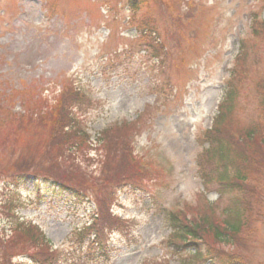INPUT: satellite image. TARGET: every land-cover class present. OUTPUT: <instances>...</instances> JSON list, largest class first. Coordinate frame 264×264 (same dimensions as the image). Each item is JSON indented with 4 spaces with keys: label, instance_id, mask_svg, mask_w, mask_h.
I'll return each instance as SVG.
<instances>
[{
    "label": "rangeland",
    "instance_id": "rangeland-1",
    "mask_svg": "<svg viewBox=\"0 0 264 264\" xmlns=\"http://www.w3.org/2000/svg\"><path fill=\"white\" fill-rule=\"evenodd\" d=\"M263 7L264 0H0V264H30L10 257L28 249V256L49 259L53 247L61 249V264H163V257L207 264L213 255L264 264V162L215 200L217 180L204 189L199 174L201 163L208 167L204 154L214 159L212 169L221 167L197 139L219 127L214 121L209 129L229 74L236 95L220 135H240L262 117ZM154 40L158 47L150 46ZM73 87L86 94L79 107ZM66 90L57 114L77 119L73 129L23 114L25 101L49 110ZM111 127L113 135L100 142ZM254 140L263 151L260 135L248 145ZM71 143L79 148L69 150ZM22 173L53 177L80 199L69 201L44 178L38 197L35 180L23 181ZM122 174L136 183L126 184ZM233 196L251 212L246 229L224 241L201 234V258L170 252L167 211L189 206L221 218ZM92 207L110 243L107 261L69 238L72 228L90 222ZM10 211L17 218H6ZM26 222L51 244L33 238ZM35 244L41 252L31 250Z\"/></svg>",
    "mask_w": 264,
    "mask_h": 264
},
{
    "label": "trees",
    "instance_id": "trees-1",
    "mask_svg": "<svg viewBox=\"0 0 264 264\" xmlns=\"http://www.w3.org/2000/svg\"><path fill=\"white\" fill-rule=\"evenodd\" d=\"M138 2H133L132 7L136 8L138 6ZM136 28L139 29V21L134 25ZM147 31V30H145ZM159 42L157 40H154L150 46L152 47H158ZM243 50L245 48V45L242 46ZM243 50L240 54V56L243 54ZM260 90L264 92V83H260L258 85ZM67 93V90L64 92L59 93L57 100L58 104L55 106H52L49 108V110H46V107L42 110V107L40 104L37 103H31L28 107L27 101L24 102L26 104V111L23 112V114H38V117L40 118L41 123L45 122L47 120H50L49 118H52L54 123L59 127H66L73 129V126L71 123L74 122V120L80 125V122L71 116V114H61L59 116L57 114L58 109L62 103V99ZM72 97L73 101L77 104L79 107V104L82 103L84 95L76 88H72L69 92ZM236 95L233 86L228 81L225 96L222 99V102L219 105L220 114L215 117V121L219 122V127L216 126V132L209 137L207 134V140L208 146L206 148V151L210 153V156H214L215 159H217L218 164L220 165L221 169L214 170L210 167L211 163L213 162V158H208L206 154H204L203 162L207 164V169L203 166V163H201V169H200V177L202 178V181L204 185H207L208 182L211 180V178H214L218 182V188L220 192V196L222 194V191L226 188L230 187H240L243 186L246 183L247 175L249 167L253 164H260L264 162V101L262 102L263 105H261V115L262 117L260 120L251 126L246 127L243 132L240 135L237 136H230L224 137L220 135V131L223 128L222 122L225 121V117L227 116L230 108V103L233 100L234 96ZM28 110V111H27ZM57 118V119H56ZM74 118V120H73ZM224 125V123H223ZM215 126V125H214ZM80 135L82 136H89L85 130L80 129L78 131ZM107 135H113L112 134V127L109 128L107 131L104 132L103 136L100 138V142L103 141V138ZM255 135H260L261 137V143H262V149L263 151H260L257 147L260 145L258 140H254L251 145H248V141H250ZM227 141V142H226ZM79 148V146L74 145V143H71L68 146V149L71 150V148ZM119 147V146H118ZM111 151H107L109 153ZM229 167L233 168V171L231 172V179L228 180V176H226L227 169ZM253 168V166H252ZM23 179H26V176H22ZM118 177L122 180H124L129 184H135L137 180L130 178L129 175L122 174L118 175ZM53 178V177H51ZM55 179V178H54ZM55 182L59 183L58 185L61 190H67L70 194H75L76 196L79 195V192L75 189H71L70 187H67L63 183H61L59 180L55 179ZM114 184H116V180L114 181ZM242 200H244L241 197L235 198L232 197L229 204H226L223 209L221 210L219 216L221 218H217L215 214L210 209H205V214H201V212H195L194 208L192 207H186L184 211H180L178 213L172 214L168 213V224L170 225V235L168 237V243L172 246V250L176 254H180L183 251H188L192 253V256L195 258H201L200 257V243L202 242V235L201 234H208L211 235L212 238L216 241H224L226 239H229L233 237L235 234H240L241 229H246L248 227L249 222V215L251 212H246V208L242 204ZM8 203L7 205H9ZM3 205V204H0ZM11 213V211L9 212ZM37 230L35 226L32 228ZM94 237L101 235V227L94 230ZM94 240H96L94 238ZM35 252H41L42 251V245L41 244H35L34 245ZM223 257H227V260L223 263H217L216 260H220ZM34 261L37 263H43L44 256H36L35 259L32 257ZM208 260V259H207ZM206 261V260H205ZM169 264V263H165ZM181 264H186V261H182ZM208 264H243L240 260L230 258L229 256L224 255H213L212 258H209Z\"/></svg>",
    "mask_w": 264,
    "mask_h": 264
}]
</instances>
